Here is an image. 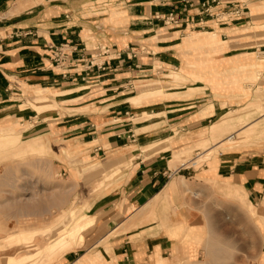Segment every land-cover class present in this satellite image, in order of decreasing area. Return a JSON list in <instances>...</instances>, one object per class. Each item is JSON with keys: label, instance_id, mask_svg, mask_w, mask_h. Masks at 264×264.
<instances>
[{"label": "crops", "instance_id": "1", "mask_svg": "<svg viewBox=\"0 0 264 264\" xmlns=\"http://www.w3.org/2000/svg\"><path fill=\"white\" fill-rule=\"evenodd\" d=\"M199 3L193 0L185 9L180 0H0V120L20 124L39 117L38 138H48L55 155L63 158L59 166L64 174L77 184L84 183L78 174V161L84 158L118 169L110 190L91 191L95 181L85 182L90 188L81 199L87 203L83 212L94 218L87 230L96 226L103 234L64 253L61 264H171L178 241L166 226L183 218L187 229H199L190 226L193 212L199 211L170 197L169 184L180 177L210 176L225 186L241 185L259 207L264 197L261 153L231 151L239 145L229 148L221 139L214 145L219 156L206 164L170 166L177 156L208 150L204 143L232 120L212 123L234 105L235 97H243L226 90L233 88L234 77L246 90L254 82L250 75L264 74V0H221L213 12L239 7L242 13L202 21ZM172 10L179 13L178 24L156 18ZM192 33L215 35L218 45L188 46L185 40ZM60 44L71 61L62 67L52 61ZM101 47L111 56L106 69H86ZM130 50L135 58L129 57ZM186 59L209 64L190 67ZM152 80L157 82L142 84ZM37 88L49 89L46 94L55 96L61 116L41 117L31 108H19L17 98L35 94ZM253 124L244 123L240 131ZM140 212L155 214L157 222L152 216L138 217ZM262 257L258 264H264Z\"/></svg>", "mask_w": 264, "mask_h": 264}, {"label": "rangeland", "instance_id": "2", "mask_svg": "<svg viewBox=\"0 0 264 264\" xmlns=\"http://www.w3.org/2000/svg\"><path fill=\"white\" fill-rule=\"evenodd\" d=\"M99 2L100 0H97V3ZM90 7L93 8L91 3ZM156 15L159 16V20H163L161 18L163 14ZM185 41L189 42L188 38ZM195 51L199 52V50ZM185 62L190 67L195 66L188 59ZM156 72L161 74V69ZM190 75L193 78H202L200 74L190 73ZM256 77L259 78L258 81L255 80ZM249 78L254 82L246 90L244 89L243 93L238 91L243 97H235L234 105L212 122L220 121L223 117L232 119L220 131L217 138L204 143L206 147H210L209 151L206 150L201 154H197L201 152V149L195 152L190 151L181 157L177 156L170 166L176 164L174 166L176 167L186 161H188L186 165H192L194 168L206 164L205 161L219 156L220 148H215V142L229 135L233 136V142L222 141V144L229 148L239 145L231 151L256 152L264 156V116H260L264 112L254 105L257 103L264 107V74L260 71L257 75L253 73ZM153 82L157 81L152 80L142 84ZM34 96L35 94H28L22 99L15 98L21 104L20 109L31 108L39 115L38 111L28 104ZM65 112L68 111L65 110ZM62 114L63 112L60 116ZM238 117H241L240 119L244 122L240 123ZM38 118L32 116L20 124L11 118L0 120V126L6 130L0 131V241L6 242L8 250V252L3 251V254L0 253V264H4L6 253L23 257V254L31 251L30 248L25 247V242L14 238L19 234L17 231L22 230L25 234H32L35 248L42 250L46 247V241L51 236L55 238L58 234V231L48 233V226L58 222L62 216L69 215L71 211L86 214L83 208L87 203L81 200L83 195L89 192L90 186L85 184L86 181H95L91 191L96 189L100 191L104 188L110 190L115 186L113 180L118 169H106L107 165H100L98 161H91V159L88 161L87 158H84L86 160L84 162L78 161V174L83 176L84 183L77 184L70 180L59 166V161L63 158L55 155L56 148L49 146L48 138H38L40 132L35 126ZM249 122L254 123L252 127L241 132L240 129L244 123ZM45 130L41 133L46 132ZM64 148L65 146L60 147L62 150ZM206 154L208 156H205ZM83 168L87 169L84 171ZM205 178L174 180L178 187L176 191L172 190L174 193H171L170 197L179 199L180 204L199 211L193 212L196 219L190 224V226H198L195 228L199 229H187L183 218L175 224L166 226V231L168 228L178 231L177 236L172 238L178 241V250L172 254L171 264H258L261 256L264 258L262 255L264 214L259 212L264 210V197L258 207L249 201L242 188L225 186L223 183L209 180L210 176ZM224 180V183L229 182L227 179ZM170 204L173 203L170 201ZM164 213L168 216L174 212ZM149 216H152L153 223L157 222L155 214H145L140 218ZM67 221L69 226L70 216ZM167 223L170 224V221ZM101 229L95 226L84 232L83 241H86L84 247L103 234ZM12 233L15 234L7 237ZM184 233H186L185 236ZM83 243L59 250L52 264H61L64 253L82 247ZM196 246L198 248L193 249ZM43 264H49V262L45 261Z\"/></svg>", "mask_w": 264, "mask_h": 264}, {"label": "bare ground", "instance_id": "3", "mask_svg": "<svg viewBox=\"0 0 264 264\" xmlns=\"http://www.w3.org/2000/svg\"><path fill=\"white\" fill-rule=\"evenodd\" d=\"M114 15H115V13H111L110 16L112 17ZM118 15H120V14H118ZM199 34H201V33H192L188 37V41L190 44L188 46L207 45V47H216L218 45V42L216 41L215 35H210L209 37H206L205 35H201L204 37L199 38ZM197 38H199V40ZM188 61L194 63V65L196 67H201V66H205V65L209 64V61H207V60H199V61L188 60ZM232 86H233V88H231V89L228 88L226 90H230V91H233V90L239 91L240 90V92L243 93L244 88H242L241 85L239 83H237L235 77L233 78ZM48 90L49 89L37 88L34 91L35 96L28 101V104L31 105L33 108H35L38 111L39 115H41L42 117L50 116V115L53 116V115L62 113V109L58 106V104L55 102V100L52 99L55 96L50 98L49 96L46 95ZM52 94L57 95V93H52ZM79 97H80V95H79ZM0 131L4 132L6 130L3 128V126H0ZM223 141H224V143L229 142V141L233 142L232 135L228 136L227 138H224ZM204 153H205V151H204ZM205 156H208V155L206 154ZM194 164H196V162H194ZM182 178L183 177H180V179H182ZM183 182H184V180H183ZM169 187L171 190L176 191L178 185L175 183V181H172L169 184ZM169 187H167L165 189V191H168ZM233 187L234 188L235 187L242 188L241 185H237V186L232 185V188ZM68 214L69 215L66 214V215L62 216V218L58 221L59 224H58V222H56L55 224H52V225L47 227L48 233L49 232L53 233L55 231H58V234L56 235L55 238H52V236H51L49 238V240L46 241V247L43 248L42 250L35 248L36 245H35L34 240L32 239L33 238L32 234H25L22 230L17 231L19 234L16 235L14 238L18 239V240H22L23 242H25V247L30 248L31 251L23 254V257L14 255L12 253L7 255V253H6L7 257L5 258L4 264H43L45 261H48L49 264H52V262L55 259L54 257L57 255V252L59 250L69 249L70 247H74L76 245H81L82 242H84L83 243V245H84L85 244V240L83 241L84 232L87 230L88 227H90L94 223V218L92 217V215L88 216L86 214H82V215H78V216L74 215L72 212H70ZM141 214L143 215L144 212H141L139 214V217L141 216ZM67 216L71 217V223L69 224V226H68V221H67L68 217ZM129 228H131V227H129ZM15 233L9 234V235H7V237L8 236L12 237V235H14ZM186 233H184V236L186 235ZM167 234L171 238H174L177 236L178 231H177V229L168 228ZM6 250H7L6 249V242L0 241V253L3 254L2 252L6 251ZM7 252H8V250H7ZM75 264H79V262L75 263Z\"/></svg>", "mask_w": 264, "mask_h": 264}, {"label": "built area", "instance_id": "4", "mask_svg": "<svg viewBox=\"0 0 264 264\" xmlns=\"http://www.w3.org/2000/svg\"><path fill=\"white\" fill-rule=\"evenodd\" d=\"M182 3V8H190L193 6V0H180ZM221 0H200V13H199V20L202 21L204 18H214L218 20H223L229 16L235 15L239 16L242 13L243 8H236L232 10H226L223 12H213V8L217 5H220ZM159 16L156 15V18ZM163 19L162 21L164 24H178L180 22V17L177 12L169 11L166 14H163L161 16ZM159 19V18H158ZM64 45L60 44L57 47L54 48L52 61L57 66H64L67 62L71 63L69 61V56L65 51L63 50ZM130 58H135L136 53L133 50H130ZM111 60V56L109 54V51L105 47H101L98 51V53L95 54L93 58L88 62V65L86 69H91L93 67H96L100 71H104L106 69L107 61Z\"/></svg>", "mask_w": 264, "mask_h": 264}]
</instances>
